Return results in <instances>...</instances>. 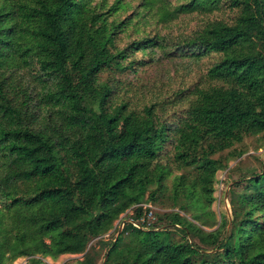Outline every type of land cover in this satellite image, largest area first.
Returning a JSON list of instances; mask_svg holds the SVG:
<instances>
[{
  "label": "trees",
  "instance_id": "1",
  "mask_svg": "<svg viewBox=\"0 0 264 264\" xmlns=\"http://www.w3.org/2000/svg\"><path fill=\"white\" fill-rule=\"evenodd\" d=\"M252 136L264 0H0V264H264V155L212 209Z\"/></svg>",
  "mask_w": 264,
  "mask_h": 264
},
{
  "label": "rangeland",
  "instance_id": "2",
  "mask_svg": "<svg viewBox=\"0 0 264 264\" xmlns=\"http://www.w3.org/2000/svg\"><path fill=\"white\" fill-rule=\"evenodd\" d=\"M152 72H153L152 69L149 70L142 69L140 71V75L138 76V78L135 79V77H133L132 81L144 82V80L151 79L150 75H152ZM179 74L183 75L182 67L179 71ZM194 75L195 73L192 76H186V79L190 80V78H192ZM152 78H154V76ZM161 80H165V78H161ZM237 146L246 149L247 152L244 155H242L241 158L239 159L230 160L228 168L220 169L217 173V181L215 184V193H214L216 199L212 205V209L218 221H220L222 214L230 215L231 213V205L228 199V190L231 185L229 169L235 166H240V169L243 171L249 168L258 169V167L260 166V160L256 159L255 156L264 155V139L259 137H254V136L248 137L242 146L241 145H237ZM256 148L258 149L256 150ZM226 153L227 152H225V154ZM143 205L145 207L150 208V212L148 213L147 217L151 222L156 221L158 213L169 211L172 209V202L170 201L169 198H165V197L161 198L160 201L157 203H147V204L145 203ZM132 213H133L132 210H128L126 213L122 214L121 218L117 220V222L115 223V227L112 229V231L109 234L105 235V237L100 241L117 236L118 233L124 228V224L126 223V221L132 222L130 219H128L129 215H131ZM98 241H99L98 239L94 240L91 245H97V243H99ZM82 257L83 254H77V255L64 254L61 255L58 259H52L50 257H47L44 258L43 260L45 264H76L77 260H80ZM15 264H29V263L27 261V258H19L15 262Z\"/></svg>",
  "mask_w": 264,
  "mask_h": 264
},
{
  "label": "built area",
  "instance_id": "3",
  "mask_svg": "<svg viewBox=\"0 0 264 264\" xmlns=\"http://www.w3.org/2000/svg\"><path fill=\"white\" fill-rule=\"evenodd\" d=\"M136 224V223H135Z\"/></svg>",
  "mask_w": 264,
  "mask_h": 264
}]
</instances>
